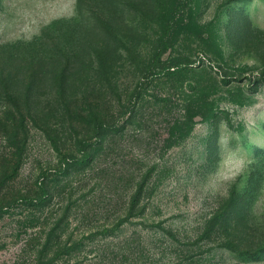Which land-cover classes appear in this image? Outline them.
<instances>
[{
	"label": "rangeland",
	"instance_id": "374dc122",
	"mask_svg": "<svg viewBox=\"0 0 264 264\" xmlns=\"http://www.w3.org/2000/svg\"><path fill=\"white\" fill-rule=\"evenodd\" d=\"M10 157L0 264H264V0H0Z\"/></svg>",
	"mask_w": 264,
	"mask_h": 264
},
{
	"label": "trees",
	"instance_id": "16d2710c",
	"mask_svg": "<svg viewBox=\"0 0 264 264\" xmlns=\"http://www.w3.org/2000/svg\"><path fill=\"white\" fill-rule=\"evenodd\" d=\"M18 132H19V128L16 126V124H12L11 135L16 140L20 138ZM17 168L18 166L15 163L14 157H10L9 159L0 161V210L5 206H11L15 202L24 201V200L26 201V203L27 201L29 202V206H37L38 208L45 206V199H39L38 197H31L30 195H26L25 193H21V192L20 193L11 192L6 194V191H3L6 186V183L9 182V180L16 173ZM7 187L8 185L6 186V188ZM49 246H50V238H48L43 244V248L40 250V254L45 255V253H47L49 250L48 249ZM46 264H50V263H46Z\"/></svg>",
	"mask_w": 264,
	"mask_h": 264
}]
</instances>
